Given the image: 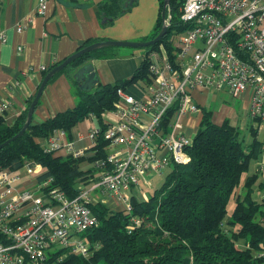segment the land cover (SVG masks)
Instances as JSON below:
<instances>
[{
  "label": "trees",
  "instance_id": "trees-1",
  "mask_svg": "<svg viewBox=\"0 0 264 264\" xmlns=\"http://www.w3.org/2000/svg\"><path fill=\"white\" fill-rule=\"evenodd\" d=\"M157 1L155 26L143 41L155 38L161 30L163 0ZM181 2L170 0L165 12L169 19L166 35L156 45L145 48L141 63L128 79L98 84L81 92L73 108L41 124L30 123L22 136L0 149V170L18 171L26 164H38L43 169L38 182L51 179L44 191L57 189L68 199L78 195V184L92 183L88 180L98 170L93 166L80 169L82 157L44 153L36 139H48L55 130L67 135L77 123L93 115L100 124V135L91 148L96 153L89 161L103 159L107 143L101 136L105 129L101 118L114 109L117 90L152 83L154 76L149 71L152 53L165 51L169 62L175 61L174 38L187 29L178 12ZM136 4L137 0H103L98 4V19L103 26H109ZM92 43L95 41H86L81 48ZM116 51L105 48L91 52L60 73L72 80L73 72L87 61L112 58ZM28 106L29 103L11 126L0 117V145L19 132ZM176 111L174 103L163 116L160 123L163 133L169 131ZM245 128L247 135L228 121L214 124L210 112L202 113L191 145L185 149L186 162L169 166L164 183L153 196L144 201L130 196L129 211L110 209L100 201L88 203L96 224L79 234L88 247L87 255L61 249L47 253V262H54L57 257L61 260L58 264H264V258L258 257L264 243V227L259 223L264 219V170L258 167L249 173L250 163L264 152V130L258 133L250 120ZM230 203L233 208L228 214Z\"/></svg>",
  "mask_w": 264,
  "mask_h": 264
},
{
  "label": "built area",
  "instance_id": "built-area-1",
  "mask_svg": "<svg viewBox=\"0 0 264 264\" xmlns=\"http://www.w3.org/2000/svg\"><path fill=\"white\" fill-rule=\"evenodd\" d=\"M180 1L178 12L187 29L175 40V62L171 64L165 52L152 53V83L133 84L130 88L136 94L117 90L111 118L105 123L102 119L106 155L92 163L99 176L90 189L77 186L78 195L68 199L57 189L44 191L51 183L48 179L37 183L36 191H20V173L37 182L42 167L26 164L18 171L0 170V264H58L57 257L48 263L47 253L61 249L86 256L88 247L79 234L96 224L87 204L98 201L90 193L99 189L113 205L129 211L130 194L140 179L146 183L148 175H160L172 163L186 162L185 149L192 139L181 132L180 118L200 112L192 99L193 90L224 88L235 99L246 98V117L258 133L264 130V0ZM46 9V0H37V14L44 16ZM6 41L0 31V44ZM174 103L177 111L169 131L163 133L160 123ZM8 107L2 103L0 113ZM99 135V129L88 133L91 148ZM41 149L73 158L85 152L66 141L62 130L45 139ZM259 223L264 227L263 218ZM258 257L264 258V243Z\"/></svg>",
  "mask_w": 264,
  "mask_h": 264
},
{
  "label": "crops",
  "instance_id": "crops-1",
  "mask_svg": "<svg viewBox=\"0 0 264 264\" xmlns=\"http://www.w3.org/2000/svg\"><path fill=\"white\" fill-rule=\"evenodd\" d=\"M101 1L103 0H46L45 15L39 16L36 12L37 0H0V31L5 33L7 39L4 44H0V105L5 102L9 105L5 111L0 113V117L7 125H13L20 113L33 100L45 76L43 73L54 63H61L77 52L86 41H95V43L110 40L142 42L148 37L156 23L158 1L137 0L136 6L130 12L116 19L111 25L103 26L98 19V4ZM18 27H22L21 32L16 31ZM19 47L20 51L17 50ZM144 52L141 49L126 52L120 48L112 58L91 59L86 64H91L94 68L98 79L96 85L113 84L116 81L128 79L132 75L141 63ZM162 52L165 51L156 54L161 55ZM41 67H45V71H41ZM79 87L80 83L69 79L64 73H58L42 91L31 123L41 124L56 114L73 108L79 100V94L87 92L80 90ZM127 91L136 94L131 88ZM219 91L222 89L214 92L199 89L192 91V99L200 112L180 118L181 132L185 136L193 139L204 112L211 113V121L214 124L220 125L228 121L234 126L247 127L249 123L246 117L247 99H237L242 101V111L244 109L243 117H240L241 113L237 114L228 106H215L216 95L214 94ZM108 113L109 111L104 113L101 122L102 119L105 123L111 118L108 117ZM93 129H100V124L95 116L92 118L89 115L84 121L77 123L69 134L65 133L66 141L72 142L75 148L85 151L82 159L90 166L93 162L90 163L89 158L93 155V151L91 141L87 136ZM36 142L42 147L45 139L38 138ZM53 154L68 156L62 152ZM94 175L88 180L92 182L89 183V189L98 179V171H95ZM95 178L96 180L93 181ZM145 182L142 183L145 187H151L149 180ZM37 183L40 182L38 180L37 182L27 181L26 178L18 188L20 191L24 189L36 191ZM77 186L86 188L85 183ZM137 193L138 191H135L130 196L133 195L138 200L144 201V194L136 195ZM102 201L107 202L108 205L112 204L110 208L114 210H121L113 205L111 199L104 197Z\"/></svg>",
  "mask_w": 264,
  "mask_h": 264
},
{
  "label": "water",
  "instance_id": "water-1",
  "mask_svg": "<svg viewBox=\"0 0 264 264\" xmlns=\"http://www.w3.org/2000/svg\"><path fill=\"white\" fill-rule=\"evenodd\" d=\"M170 5V0H163L162 8L160 11V17L162 21V26L160 32L157 34V36L149 41L146 42H128V41H102V42H96L92 43L88 46H85L75 52L74 54L70 55L66 59H64L60 64L57 66L53 67L50 71H48L45 76L43 77L36 94L34 95L33 100L30 102L28 109H27V114L26 118L24 121L23 126L19 130V132L14 135L11 139L8 141L4 142L3 144L0 145V149L4 147L5 145L8 144L9 141H13L17 139L18 137L22 136L23 133L28 129L32 115L34 113L35 107L39 101V98L42 94V91L44 90L46 84L48 81L55 76L56 74L60 73L62 70H64L68 65H70L72 62H74L76 59L87 55L91 52L105 49V48H132V49H145L150 46L156 45L160 40L166 35L167 30H168V23L167 19L165 17V12L169 9ZM73 79L77 82L80 83V90L82 91H89L93 86H95L98 82V79L96 77V73L94 71V68L91 64H83L79 68H77L72 75Z\"/></svg>",
  "mask_w": 264,
  "mask_h": 264
},
{
  "label": "rangeland",
  "instance_id": "rangeland-1",
  "mask_svg": "<svg viewBox=\"0 0 264 264\" xmlns=\"http://www.w3.org/2000/svg\"><path fill=\"white\" fill-rule=\"evenodd\" d=\"M155 24L153 25V28H154ZM153 30V29H152ZM152 30L150 31V34L152 33ZM184 35V32L180 33L179 35H177L175 38H174V46H175V40L177 41L179 38H181L182 36ZM151 40V39H150ZM149 41V39L147 40ZM130 42H133L135 43L136 41H130ZM143 42H146V41H143ZM117 50V49H120V48H113V50ZM123 49L124 51L126 52H129V51H133L134 49L132 48H121ZM141 50H145V49H141ZM215 96V106H219V105H223L225 107H229L231 109H233L237 114H240V117H243V112H244V109L242 111V108H243V104H242V101H239L237 99H235L234 97H232L231 95H229L226 90L223 88L222 91H219L217 92ZM108 117H111V114L110 112L108 113ZM239 118V117H238ZM237 118V119H238ZM238 128L244 133L246 134V128L245 127H240V125H238ZM263 128H264V125H263ZM247 135V134H246ZM80 169L82 170H86L87 168H90L91 166L88 164L87 161L83 160L80 164ZM90 166V167H89ZM259 166H263L264 167V152L263 154L261 155V157L256 160V161H252L250 163V169H249V173L251 172H254L255 170L258 169ZM168 170H165L163 172H161L160 175L158 174H155V173H152L150 174L149 176L145 177L146 180H149L150 183H151V187L147 188L145 187L142 183H143V180L140 179V182H138V186L136 188V191H138V193H142L144 194V198L145 200H148L151 196H153V194L155 193L156 190H159V188L161 187V185L164 183L165 181V176L167 174ZM21 174V180H23V182L25 181L27 177V175L25 173H20ZM264 175V174H262ZM28 181V179H27ZM22 182V183H23ZM21 183V184H22ZM20 184V185H21ZM19 185V186H20ZM90 185L89 184H86V189H89ZM98 193V194H94V193ZM94 193H90V197L91 199H96L98 201H102L103 200V196L100 195V190H96ZM138 193L136 195H138ZM101 196V197H100ZM258 199L259 197H261V195H257ZM101 198V199H100ZM106 201V200H105ZM108 208H110V206L112 205H108V203H104ZM115 206V205H114ZM116 208H120L118 206H115ZM232 208H233V205L232 203H230L228 205V214L231 213L232 211Z\"/></svg>",
  "mask_w": 264,
  "mask_h": 264
}]
</instances>
